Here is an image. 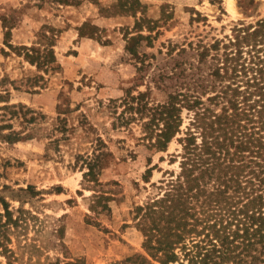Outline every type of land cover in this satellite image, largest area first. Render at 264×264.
I'll list each match as a JSON object with an SVG mask.
<instances>
[{
	"label": "rangeland",
	"instance_id": "374dc122",
	"mask_svg": "<svg viewBox=\"0 0 264 264\" xmlns=\"http://www.w3.org/2000/svg\"><path fill=\"white\" fill-rule=\"evenodd\" d=\"M118 2L0 0V199L12 219L1 229L11 252L0 247V264H122L141 253L139 232L127 226L160 181L179 172L173 154L181 146L174 139L164 152L148 151L142 121L119 118L120 99L152 87L173 57L196 61L187 44L210 45L264 19V0H235L236 15L228 0ZM84 23L97 27L93 39L78 35ZM172 42L187 52L178 57ZM24 47L38 51L35 61H52L47 71L28 63ZM96 137L107 152L96 168L100 184L83 179L78 158L91 156ZM95 191L113 195L108 210L90 211ZM0 215L4 223L1 203Z\"/></svg>",
	"mask_w": 264,
	"mask_h": 264
},
{
	"label": "trees",
	"instance_id": "16d2710c",
	"mask_svg": "<svg viewBox=\"0 0 264 264\" xmlns=\"http://www.w3.org/2000/svg\"><path fill=\"white\" fill-rule=\"evenodd\" d=\"M124 1L117 3L120 8ZM87 25L78 35L93 39L98 29ZM142 38L129 39L136 43ZM187 45L196 61L173 57L171 69H160L152 87L137 94L129 90L120 99L119 118L129 113L126 121L135 116L142 121L140 140L148 151L164 152L174 139L181 146L173 154L179 172L161 180L157 192L135 208L127 227L139 232L142 252L122 264H264V19L234 28L225 40ZM174 47L178 57L187 52L183 45ZM22 49L28 63L47 71L52 61H35L32 55L38 51ZM46 58H54L52 49ZM36 77L37 82L43 79ZM95 142L91 156L78 158L87 170L83 179L100 184L96 168L107 152L101 137ZM94 193L90 211L108 210L113 195ZM0 203L6 218L0 221V247L6 254L11 252L9 237L1 229L12 219L4 199Z\"/></svg>",
	"mask_w": 264,
	"mask_h": 264
},
{
	"label": "bare ground",
	"instance_id": "6f19581e",
	"mask_svg": "<svg viewBox=\"0 0 264 264\" xmlns=\"http://www.w3.org/2000/svg\"><path fill=\"white\" fill-rule=\"evenodd\" d=\"M227 5H228V10H229L233 15L239 14L238 9H237V7H236V5H235V0H228ZM233 17H234V16H233Z\"/></svg>",
	"mask_w": 264,
	"mask_h": 264
}]
</instances>
